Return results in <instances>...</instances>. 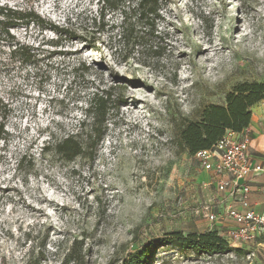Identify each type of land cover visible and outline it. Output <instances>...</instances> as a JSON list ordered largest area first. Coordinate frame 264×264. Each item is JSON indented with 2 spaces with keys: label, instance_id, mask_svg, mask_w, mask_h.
<instances>
[{
  "label": "rangeland",
  "instance_id": "rangeland-1",
  "mask_svg": "<svg viewBox=\"0 0 264 264\" xmlns=\"http://www.w3.org/2000/svg\"><path fill=\"white\" fill-rule=\"evenodd\" d=\"M95 1L0 0V264L40 252L46 264H60L74 240L85 243L87 264H115L166 233L216 229L201 189L211 172L180 144L178 127L208 105L225 106L238 85L264 83V0H172L162 56H137L149 66L10 13L34 11L78 28ZM14 43L35 49L38 62L12 58ZM97 89L116 100L132 96L137 114L114 103L87 156L66 161L45 150L79 129ZM234 255L162 250L153 264H242Z\"/></svg>",
  "mask_w": 264,
  "mask_h": 264
},
{
  "label": "trees",
  "instance_id": "trees-1",
  "mask_svg": "<svg viewBox=\"0 0 264 264\" xmlns=\"http://www.w3.org/2000/svg\"><path fill=\"white\" fill-rule=\"evenodd\" d=\"M91 4V10L82 18L78 28L74 25L61 27L50 23L34 11L10 13L27 25L36 24L43 28L47 26L59 38L79 42L89 50L102 53L106 48L124 63L135 60L149 66L147 61H142L137 56L148 60H157L162 56L165 50L162 43L168 35L162 27L167 23L166 17L172 0H96ZM10 28L5 26L4 34L7 38L14 39ZM11 56L21 64L38 62L35 49L21 43H14ZM121 100L113 99L106 90L97 89L92 92L83 111L85 118L79 121V129L49 143L51 147L45 150L54 151L66 161L91 154L105 135L112 105L115 103L120 107L123 104ZM262 101L264 83L240 84L228 94L225 106L211 104L204 108L199 119L184 118L178 127V140L192 156L210 150L228 131L243 133L248 129L252 109ZM3 133L4 126L1 125L0 140ZM40 247H45L44 243ZM162 250L191 252L209 257L242 254V250L232 247L217 230L189 234L173 231L138 246L115 264H153ZM86 259L85 243L74 240L60 264H87ZM24 264H46V258L40 252Z\"/></svg>",
  "mask_w": 264,
  "mask_h": 264
},
{
  "label": "built area",
  "instance_id": "built-area-1",
  "mask_svg": "<svg viewBox=\"0 0 264 264\" xmlns=\"http://www.w3.org/2000/svg\"><path fill=\"white\" fill-rule=\"evenodd\" d=\"M250 144L251 136L248 133L228 131L212 149L196 155L206 170L212 173L219 192L229 191L240 205L247 208L244 213L233 208H229L227 212V217L236 223V227L231 229L227 236L231 246L251 244L264 238V213L249 208L248 198L251 189L242 183L250 175L264 172L262 166L253 164L250 160ZM207 218L212 224L220 221L213 213H208Z\"/></svg>",
  "mask_w": 264,
  "mask_h": 264
},
{
  "label": "crops",
  "instance_id": "crops-1",
  "mask_svg": "<svg viewBox=\"0 0 264 264\" xmlns=\"http://www.w3.org/2000/svg\"><path fill=\"white\" fill-rule=\"evenodd\" d=\"M244 132L251 136L250 160L253 164L264 168V101L253 107L251 124ZM212 177V173L206 174L204 185L201 188L202 197L206 204L207 215L213 213L220 219L216 224L210 223L227 239L228 232L236 227V223L227 217L229 208L236 209L241 213L246 212L247 208L240 205L229 191L219 192ZM242 183L251 189L248 198L249 208L264 213V172L252 174ZM208 230H212V228L203 232ZM232 247L242 250V254L237 255L242 264H264V238L251 244H234Z\"/></svg>",
  "mask_w": 264,
  "mask_h": 264
},
{
  "label": "bare ground",
  "instance_id": "bare-ground-1",
  "mask_svg": "<svg viewBox=\"0 0 264 264\" xmlns=\"http://www.w3.org/2000/svg\"><path fill=\"white\" fill-rule=\"evenodd\" d=\"M205 51H208V49H206ZM137 85V84H136ZM141 86V85H140ZM143 86H144V84H143ZM144 88H146V87H144ZM147 89V88H146ZM131 94H133L134 92H132V91H129ZM127 93H128V91H127ZM144 94L145 93H143V92H140V91H138V93H135V97L136 98H138V99H140L141 97L143 98V97H145L144 96ZM122 103L123 104H125L127 107H128V109H126V111H127V113H129V114H134V113H136V111H137V104H138V100H136L135 98H132V96H128V94L127 95H125V97L122 99ZM137 114V113H136Z\"/></svg>",
  "mask_w": 264,
  "mask_h": 264
}]
</instances>
